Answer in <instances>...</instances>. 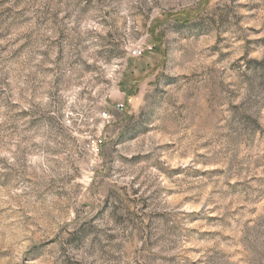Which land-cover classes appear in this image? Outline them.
<instances>
[{"label": "rangeland", "instance_id": "374dc122", "mask_svg": "<svg viewBox=\"0 0 264 264\" xmlns=\"http://www.w3.org/2000/svg\"><path fill=\"white\" fill-rule=\"evenodd\" d=\"M0 264H264V0H0Z\"/></svg>", "mask_w": 264, "mask_h": 264}, {"label": "built area", "instance_id": "2783aa9c", "mask_svg": "<svg viewBox=\"0 0 264 264\" xmlns=\"http://www.w3.org/2000/svg\"><path fill=\"white\" fill-rule=\"evenodd\" d=\"M144 51L145 50L143 48H136V49L133 50V55L134 56H141L144 53ZM131 100H132V98H129L128 101L130 102ZM117 106H118V108L120 110H124L127 107V102H120ZM102 115L105 116V117H108V114H107L106 111H104L102 113ZM101 142H102V140H100V143Z\"/></svg>", "mask_w": 264, "mask_h": 264}]
</instances>
